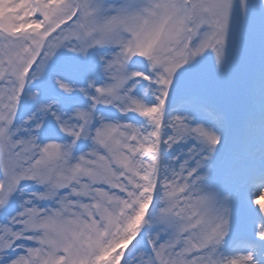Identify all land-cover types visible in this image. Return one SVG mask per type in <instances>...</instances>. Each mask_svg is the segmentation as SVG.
I'll list each match as a JSON object with an SVG mask.
<instances>
[{"label":"snow or ice","instance_id":"obj_1","mask_svg":"<svg viewBox=\"0 0 264 264\" xmlns=\"http://www.w3.org/2000/svg\"><path fill=\"white\" fill-rule=\"evenodd\" d=\"M0 264H264V0H0Z\"/></svg>","mask_w":264,"mask_h":264}]
</instances>
